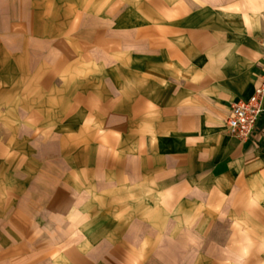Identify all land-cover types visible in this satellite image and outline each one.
Wrapping results in <instances>:
<instances>
[{"label": "crops", "instance_id": "1", "mask_svg": "<svg viewBox=\"0 0 264 264\" xmlns=\"http://www.w3.org/2000/svg\"><path fill=\"white\" fill-rule=\"evenodd\" d=\"M264 0H0V264H264Z\"/></svg>", "mask_w": 264, "mask_h": 264}, {"label": "built area", "instance_id": "2", "mask_svg": "<svg viewBox=\"0 0 264 264\" xmlns=\"http://www.w3.org/2000/svg\"><path fill=\"white\" fill-rule=\"evenodd\" d=\"M264 111V76L258 77L253 93L247 100H238L231 107L226 129L239 142H246L252 135L258 119Z\"/></svg>", "mask_w": 264, "mask_h": 264}]
</instances>
